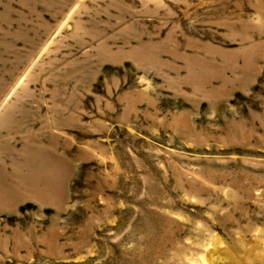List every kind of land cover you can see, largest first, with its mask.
Instances as JSON below:
<instances>
[{
    "label": "rangeland",
    "instance_id": "374dc122",
    "mask_svg": "<svg viewBox=\"0 0 264 264\" xmlns=\"http://www.w3.org/2000/svg\"><path fill=\"white\" fill-rule=\"evenodd\" d=\"M0 264H264V0H0Z\"/></svg>",
    "mask_w": 264,
    "mask_h": 264
}]
</instances>
